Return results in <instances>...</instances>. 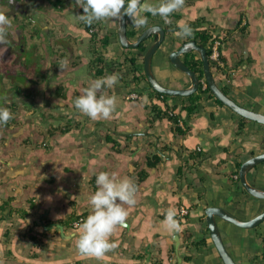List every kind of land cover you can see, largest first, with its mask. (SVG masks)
<instances>
[{"label": "crops", "instance_id": "obj_1", "mask_svg": "<svg viewBox=\"0 0 264 264\" xmlns=\"http://www.w3.org/2000/svg\"><path fill=\"white\" fill-rule=\"evenodd\" d=\"M244 5L250 8L252 31L244 48L246 51H250L258 46L262 51V57L258 58L260 60L258 63L250 58L248 60L250 65L246 66V71L231 72L230 78L224 82V85L241 106L264 114V83L260 86H251L253 74L264 72V67L261 65L264 63V39L261 36L264 34V18L262 17L264 0H254L253 2L245 0ZM128 25L130 28H135L131 20L128 21ZM260 44L263 46L260 47ZM163 58V55L155 57L152 64L157 80L172 89L190 87V79ZM145 85H142L143 93L134 87L129 89L109 88V91H112V94L118 98L112 115H116V112H118L117 115H121L119 112L128 103L136 107L133 104L134 99L130 98L133 94H142L141 102L146 104L149 101L147 97L149 91H145L147 90ZM159 103L157 102L156 105L159 106ZM175 105L179 106L175 113L182 115L186 134L183 137H176L171 124L164 119L161 122L156 121L154 124L159 126L156 131L160 138L158 146L160 154L153 150L150 155L152 157L154 155L161 156L162 163L156 167H151L148 161L144 164L147 148L142 151L138 150L131 154L134 157V163L129 166L125 164L124 175L121 177V179L131 178L137 189L135 205L125 204V209H136L137 206L138 220L147 226L161 224L168 209L180 211L184 207L189 210L187 217L181 216V214L175 217L176 220L179 218L180 223L170 233L169 237L171 238L161 244L153 245V258L146 254L149 245L147 239L141 241L132 237L127 238L126 234L120 238L115 233L118 228L109 237V242L113 243L115 247L99 257L80 253L78 248L69 241L58 242L47 247L38 240L35 233L32 234V229H27L21 232L15 246L11 240L10 244H5L4 249L1 247L0 264H160V261L165 264L168 260H163V258L167 256V251L171 259L170 264H224L211 240L209 231L207 232L205 209L206 207H219L244 222L264 213V201L250 196L236 179L239 174L237 172L238 164L264 154V125L248 120L240 130L241 121L231 110L219 106L214 100L203 94H201V100L192 114L188 115L182 110L180 100L169 99L168 106ZM146 107L148 108L149 104H146ZM159 107L163 108L162 105ZM93 122L95 125H99L109 121L97 118ZM101 131L104 132L103 135L98 134L100 137L93 141L97 145L96 150L109 151L112 148V143L120 150L125 139L118 137V134H106L102 128ZM81 141L83 138L79 132L70 135L67 132L55 131L51 136L45 137L42 143L50 144L52 151L54 149L57 153L60 152L61 147L74 145ZM92 144L91 141L86 143L89 147ZM179 150H181V155L185 156L184 159L187 163L188 152L200 153L203 156L201 163L191 162L192 164L196 163L194 170L190 173L186 172V177L181 181L177 177L178 168L186 162L182 161L178 154ZM236 153L239 155L235 156ZM152 157H149V160ZM94 159L92 166L98 162L97 158ZM155 168H158V171ZM138 170L140 172L135 176V172ZM141 172L147 174L144 179L140 175ZM248 180L252 186L264 191V163L252 170ZM54 182V179L49 180L50 185H43L46 188L54 187L58 184ZM9 183L7 179L0 180L1 196L9 195L12 191L13 186H9ZM96 188V185L92 188L93 193ZM82 199V204H86L90 196L84 195ZM76 206L79 207V203ZM92 211V205H88L83 208L79 207L77 212L79 216L87 217ZM53 214L56 216L60 212ZM8 220L10 219L8 218ZM217 222L226 248L237 264H264L261 258L264 252L261 236L264 233V224L255 229H242L221 218H217ZM134 224L132 218L126 219L125 225H130L132 233L136 234L138 232L134 230ZM195 224H199L198 233L195 232ZM22 226L17 222L9 223L4 231H9L14 239L16 232ZM175 239L181 244L180 260L175 253ZM10 252L12 254H9Z\"/></svg>", "mask_w": 264, "mask_h": 264}, {"label": "flooded vegetation", "instance_id": "obj_2", "mask_svg": "<svg viewBox=\"0 0 264 264\" xmlns=\"http://www.w3.org/2000/svg\"><path fill=\"white\" fill-rule=\"evenodd\" d=\"M1 1L7 2V4L0 3V9L9 18L10 28L8 29V43L0 44V107L9 109L11 118L6 123H0V139L10 136L12 145L9 150H16L17 154L21 155L14 158L13 165L23 164L30 158L38 162H52L57 158L59 153H56L54 149L52 151L50 144L42 142L45 137L51 136L55 131L67 132V134L78 133L76 130L82 123L77 121L80 111L75 108L74 101L93 80L118 74L119 81L114 88L134 87L143 93L142 85L146 84L145 87L148 89L149 82L144 70L142 49L147 47L148 51L158 40V35L145 40L137 48H122L118 37V22L111 19L97 21L91 25L81 22L78 16L83 14V10L77 6L76 0H14L11 4L9 0ZM240 1L184 0L182 7L169 17L168 22L159 16L150 15L148 24L143 28H130L128 25V36L134 43L149 27L159 25L165 30V40L170 52L177 51L185 43L196 41L198 46L206 49L217 83L231 99L236 101L230 95V91L228 93L224 90L227 88L224 82L230 78L232 71L229 57L235 66L243 67L248 63L244 60L246 54L244 44L252 35L250 8L240 4ZM181 21L191 27L190 37L181 39L174 35L179 30L178 22ZM195 33L209 34L214 39L208 43H201L195 38ZM132 34L135 36L130 37ZM216 40L220 41V57L224 63L222 69H219L211 59ZM165 46L159 49L154 58L163 55V60L168 61L169 56ZM191 57L198 61L201 57L195 52L182 57L185 64L196 72L190 61ZM65 60L68 62L67 67L62 70L60 65ZM80 68H84L85 73L76 78V75L74 76L71 72ZM134 70H136L135 73H133ZM196 74L198 75L197 72ZM104 91L105 95H113L109 88ZM148 93L150 107L146 114L156 118L157 115L152 107L157 102L163 104L162 106H168L170 98H167L166 102L163 101L164 104L161 100L166 99V95L159 97L153 89ZM137 95L138 97L133 101L135 105V102H141L142 98V94ZM203 95L209 97L208 94ZM171 98L177 100L175 99L177 97ZM125 110L127 106L119 112L122 117L129 115V112L124 113ZM84 116L88 124L93 121L86 115ZM164 120L173 126L169 118H164ZM155 122L152 119L147 124L152 126ZM184 127L185 125L183 126L185 130L186 127ZM180 152L181 150L178 154L187 166L185 156ZM0 155H2L1 152ZM55 173L57 176L48 177L46 180L48 183L53 179L54 183L60 185L67 182L63 170H57ZM83 176L89 188L96 185L94 175ZM27 194H32V192L29 191ZM69 199L73 200L74 194L70 193ZM72 206L56 216L45 219L44 225L39 227L41 233L38 239L40 238L39 241L45 246L50 247L58 242L64 243L59 229L54 226H63L70 231L67 234L69 238L79 232V226L75 227L76 219L84 217L85 220L87 217L78 215L79 207L76 204ZM11 216H23V214L13 209ZM52 227H54L53 231ZM4 233L0 235V251L1 247L4 249L6 244ZM78 239L74 238L69 242L77 247Z\"/></svg>", "mask_w": 264, "mask_h": 264}, {"label": "water", "instance_id": "obj_3", "mask_svg": "<svg viewBox=\"0 0 264 264\" xmlns=\"http://www.w3.org/2000/svg\"><path fill=\"white\" fill-rule=\"evenodd\" d=\"M253 1L254 0H248V2ZM240 4H245V0H241ZM262 17L264 18V13ZM157 35L159 36L158 40L155 41V43L148 49V51H146L144 55L145 74L151 88L155 92L170 97L180 98H189L199 93L201 80L196 72L191 70L182 59L184 55L195 52L200 55L203 62L204 80L208 84V88L211 93L233 113L251 122L264 125V114L241 106L222 90L213 75L211 62L207 56L206 49L198 46L196 41L185 43L177 51L170 52L166 44L164 28L159 25H154L145 30L138 40L133 43L128 36L127 17H124L123 20L118 22V37L122 48H137L145 40ZM261 36L264 39V34ZM163 45H166L165 47H167L166 53L169 56V63L190 79L191 86L189 88L170 89L161 85L155 77L152 70L153 58ZM262 46L263 44H260V47ZM261 52L262 51H260L258 46L250 51H246L244 60L248 61L251 57L255 63H258L260 62L258 58L262 57ZM229 60L230 68L232 69L231 72L233 73L246 71V66L250 65V63H246L243 67H239L238 65L235 66L233 64L230 57ZM261 65L264 67V63H261ZM77 71L78 70H74L71 73L75 76ZM251 82L253 83L251 86H260L263 84L264 72L254 73ZM135 103L136 107L131 104L126 105L127 110H125L124 113L128 114L127 112H129V115H124L122 117L121 115L116 116L111 114L110 118H108V123L102 122L99 125H95V122L93 121L88 124L84 114L79 112L77 121H81L82 124L78 126L76 131L82 136L83 141L67 147H61L60 152H58L59 154H57V158L52 162H38L34 161L33 158H30L23 164L13 165L12 162L14 158L21 155H18L16 150H9V147L12 145V139L10 136H4L1 138L0 152L2 155H0V180H9V186H13V189L9 195L1 196L0 194V235L2 236L3 232H5L4 230L9 223L15 222L20 223L23 226L16 232L12 242L13 246L16 245L21 232L24 230L32 229V234L35 233L36 236L40 235L41 231L39 227L43 226L44 220L53 216L54 212L62 213L64 209H67L70 206L73 207L72 204L79 203V207L81 208L91 205L90 199L88 203L82 204V197L84 195H89L91 197V195L94 194L92 188H89L86 185L87 182L84 180L83 175L91 176L94 174L96 177L100 172H107L109 174L115 173L117 179L119 180L124 175V167H126L125 164L129 166V164L134 163V157L131 155L132 153H136L138 150L142 151L147 148L144 155V164L149 160V157H152L150 154H152L153 150L159 153L158 146L160 138L158 132L156 131L159 126H156L155 124L150 126L147 123L150 120L152 121V119L154 122H161L162 119L154 118L146 114L148 112L146 104H149L150 107V100L147 101L146 104L141 102ZM151 103L154 104L155 102ZM160 105L163 104L160 103ZM163 110H166V106H163ZM142 114L144 116L143 118ZM101 128L104 129L106 134H118V137L125 139L124 143L120 147V150H118L113 143L111 145L112 148L109 151L104 149L100 151L96 150L97 145L94 144L93 141H96V139L103 135L104 132L101 131ZM75 133L76 132H71L70 135ZM98 134H100V136H98ZM88 141L93 143L90 147L86 145ZM238 155V153L235 154V156ZM94 158H97L98 162L92 166L93 160H95ZM263 163L264 154L248 159L241 166L239 179L243 189L250 196L264 201V191L252 186L248 180L249 174L252 170ZM96 165L97 167H95ZM57 170H63L65 172L66 175H64V178L67 182L63 185L57 184L54 187L46 188L43 185L44 182L45 184L50 185L46 180L48 177H52L53 175L57 176L55 173ZM155 170L158 171V168H155ZM139 172L140 170L136 171L135 176L138 175ZM76 175L79 177H75ZM29 191H31L32 194L28 195L27 193ZM70 193L74 194L73 200L69 199ZM13 209L21 211L23 216L12 217L11 212ZM127 211V218H132V220H134L135 224L133 227L138 233L133 234L130 225L118 226L115 233L118 234L120 238L126 234L127 238L132 237L133 239H139L141 241L147 239L149 245L147 246L146 254L150 258H153V245L155 243L161 244L163 241L171 238L169 236H171L170 233L173 230H167L162 224L147 226L146 224L141 223L137 216V206L136 209H127ZM175 211L176 216H180V211ZM205 215L211 240L224 264L237 263L226 248L217 218H221L224 221L242 229H255L264 224V213L246 222L238 220L231 213L219 207H206ZM6 217H9L10 220L6 219ZM178 219L179 218H177V222L180 223ZM31 224L32 227H30ZM198 225H194L196 233L199 232ZM54 227L59 229L62 240L65 242L71 241L74 238H79L80 233H76L69 238L67 235V232L69 231H67L63 226ZM54 227H52V231L54 230ZM174 241L176 242L175 253L177 258L180 260L179 255L181 244L180 241L176 239ZM165 259L168 260L165 264H170L171 259L168 255V251L167 256L163 258V260Z\"/></svg>", "mask_w": 264, "mask_h": 264}, {"label": "clouds", "instance_id": "obj_4", "mask_svg": "<svg viewBox=\"0 0 264 264\" xmlns=\"http://www.w3.org/2000/svg\"><path fill=\"white\" fill-rule=\"evenodd\" d=\"M184 0H76L83 14L78 19L88 25L94 22L111 19L114 22L131 19L132 25L143 28L148 24V14L159 16L165 22L183 5ZM14 0H9V4ZM123 10V11H122ZM10 22L6 14L0 12V44L8 43ZM178 31L174 35L184 39L192 34L191 27L183 21L178 22ZM67 61H62L60 69L67 67ZM119 81L118 74H111L93 80L76 97L74 106L82 114L95 120L110 118L115 111L118 98L116 95H105L106 88H113ZM11 118L9 109L0 107V123H6ZM239 176V175H238ZM96 191L90 197L92 213L79 225L80 233L77 248L86 255L102 256L113 249L115 245L109 242V237L118 226H125L128 211L124 205L133 206L136 203V186L131 178L117 179L116 174L100 172L96 176ZM175 209H168L161 224L169 231L178 227ZM187 217V216H186Z\"/></svg>", "mask_w": 264, "mask_h": 264}, {"label": "trees", "instance_id": "obj_5", "mask_svg": "<svg viewBox=\"0 0 264 264\" xmlns=\"http://www.w3.org/2000/svg\"><path fill=\"white\" fill-rule=\"evenodd\" d=\"M148 16H150V14H148ZM128 18V17H127ZM128 20H130V18H128ZM91 29H92V27H91ZM135 36V34H132V35H130V37H134ZM195 38L197 39V40H199L201 43H208L211 39H214V37L213 36H211V35H209V34H205V33H203V34H200V33H195ZM146 51H147V47H144L143 49H142V54L143 55H145V53H146ZM210 53H211V51H210ZM209 53V54H210ZM190 61L193 63V67H194V69L196 70V72L198 73V75H199V78H200V80H204V71H203V62L201 61V60H197V59H195L194 57H191L190 58ZM141 68H142V66H141ZM136 72V70H134L133 71V73H135ZM143 78L144 79H146V77L145 76H143ZM152 90V88H151V85L148 83V89L147 90H145V91H151ZM226 92H228L229 93V89L228 88H226V89H224ZM156 93V92H155ZM201 94H208L209 95V97L212 99V100H214L219 106H221V107H226L221 101H219L212 93H211V91H210V89L208 88V89H206V90H203L202 88H200V92L198 93V94H196V95H194V96H192V97H189V98H180L179 97V99H178V97L177 98H175V99H178V100H180L181 101V108H182V110L183 111H185V112H187V114L189 115V114H192L195 110H196V108H197V106H198V102L200 101V99H201ZM157 96H159V97H161V96H163L162 94H159V93H157ZM167 98L169 99H174V98H171V97H167L166 96V99H162L161 101L163 102H166V100H167ZM163 102V103H164ZM183 102H184V104H183ZM165 104V103H164ZM167 108H166V110H163V108H160L158 105H154L153 107H152V110L153 111H155V113H156V118H158V119H164V118H169L171 121H172V124H173V133L175 134V136L176 137H183L185 134H186V131L183 129V124H184V121H183V119H182V115L181 114H176L175 113V111L179 108V106L178 105H175V106H172V107H169V106H166ZM171 113L172 114H175V116H171ZM235 114V113H234ZM237 117H238V119L241 121V123H240V130L241 129H243V127H244V124L248 121L247 119H245V118H243V117H241V116H239V115H237V114H235ZM181 123H182V125H181ZM187 155H188V159H189V161H188V165L189 166H191V162H202V160H203V156L200 154V153H194V152H188L187 153ZM162 161H163V158L161 157V156H159V155H154L153 157H152V159H150V160H148V164L151 166V167H156V166H158V165H160L161 163H162ZM196 164V163H195ZM195 164H192V166L191 167H189L188 165L186 166V165H181L179 168H178V172H177V177H178V179L181 181L182 179H184L185 177H186V172H191L192 170H194V168H195ZM242 164L243 163H240V164H238V167H237V172H239L240 171V169H241V166H242ZM140 175L142 176V179H144L146 176H147V174H146V172H141L140 173ZM239 175V174H238ZM237 175V176H238ZM238 181V183H239V185H240V179H238L237 180ZM95 183V182H94ZM245 191V190H244ZM80 217H78L76 220H78ZM207 229V232H208V228H206ZM209 233V232H208ZM262 236V240H263V243H264V233L261 235ZM3 237H4V239L6 240V244H10V242H11V240H13L12 239V234L9 232V231H6L5 233H4V235H3ZM10 254H12V253H10ZM262 259H263V261H264V252H263V254H262V257H261ZM260 258V259H261ZM160 264H162V262L160 261L159 262Z\"/></svg>", "mask_w": 264, "mask_h": 264}, {"label": "built area", "instance_id": "obj_6", "mask_svg": "<svg viewBox=\"0 0 264 264\" xmlns=\"http://www.w3.org/2000/svg\"><path fill=\"white\" fill-rule=\"evenodd\" d=\"M219 48H220V41L219 40H216L215 43H214V48H213V52H212L211 59L217 64V66H218L219 69H222L223 66H224V63L221 60ZM201 87H202L203 90H206L207 89L208 85H207L206 81H202L201 82ZM137 97H138L137 94H133V95H131L130 98L131 99H136ZM172 115L173 114L171 113V116ZM199 152H200V150H199ZM236 179L238 180L239 179V176H236ZM180 214H181V216L186 217V216L189 215V210L187 208L182 207L180 209ZM83 221H84V217H80L76 221L75 227L77 228Z\"/></svg>", "mask_w": 264, "mask_h": 264}, {"label": "rangeland", "instance_id": "obj_7", "mask_svg": "<svg viewBox=\"0 0 264 264\" xmlns=\"http://www.w3.org/2000/svg\"><path fill=\"white\" fill-rule=\"evenodd\" d=\"M0 3H6L7 4V2H5V1H1ZM3 8V7H2ZM0 12H1V9H0ZM9 19V18H8ZM10 21V20H9ZM158 56V55H157ZM19 67V66H18ZM83 73H85V70H84V68L82 69V68H80L75 74H76V78H78V77H80V75H82ZM240 184H241V182H240ZM14 253L16 254V252L14 251ZM3 264H5V263H3Z\"/></svg>", "mask_w": 264, "mask_h": 264}]
</instances>
